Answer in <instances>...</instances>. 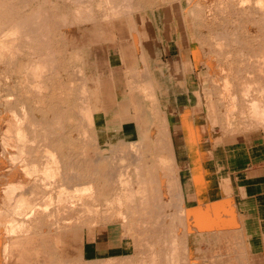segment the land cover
<instances>
[{"label": "bare ground", "instance_id": "bare-ground-1", "mask_svg": "<svg viewBox=\"0 0 264 264\" xmlns=\"http://www.w3.org/2000/svg\"><path fill=\"white\" fill-rule=\"evenodd\" d=\"M194 99L264 126V0H0V264H240L229 219L185 206Z\"/></svg>", "mask_w": 264, "mask_h": 264}, {"label": "crops", "instance_id": "crops-1", "mask_svg": "<svg viewBox=\"0 0 264 264\" xmlns=\"http://www.w3.org/2000/svg\"><path fill=\"white\" fill-rule=\"evenodd\" d=\"M128 128L127 125L126 134H130L131 130ZM123 129L125 131L124 126ZM187 134L189 133L184 129L174 134L172 129L171 143L173 147L181 148L177 153L181 156L177 165L183 172L184 195L188 191L192 192L196 205L200 200L206 202L204 181L199 176L202 172L206 187L213 188L215 195L222 200L213 202L221 204L222 211L224 209L229 212L231 210L226 209L227 203L232 204L242 232L239 241L243 249H240L243 251L240 264H264V133L249 130L214 137L207 132L195 133L193 136ZM180 162L190 165L189 170L194 176L191 184L186 182L187 173L180 169ZM232 225L234 227V221ZM111 240H98L97 247L107 252L108 242Z\"/></svg>", "mask_w": 264, "mask_h": 264}, {"label": "rangeland", "instance_id": "rangeland-1", "mask_svg": "<svg viewBox=\"0 0 264 264\" xmlns=\"http://www.w3.org/2000/svg\"><path fill=\"white\" fill-rule=\"evenodd\" d=\"M191 105L190 107L188 108V102L185 100V101H182V104L177 106L176 108V111L174 110V115L175 117L177 118L176 119V122L174 123V125L172 126V129H174V132L175 133H178L180 132L182 129L186 130L191 136H193L196 133H206L211 135L212 137L214 136H219V135H227V134H234V133H240V132H244V131H249V130H260L264 133V129L262 128V124L260 123L259 127L254 123L253 127L250 126V123L249 121L247 120L245 123L248 124V126H246V130L245 129V126L242 124V126L244 128H241L238 126V128L236 129H233V131L231 130H220V128L217 126L216 127H212L210 128L205 122H204V118H203V115H204V111L202 109V107H200L201 105L197 104V101L194 99L191 101ZM98 104V103H97ZM190 110V111H189ZM131 109H130V105H129V102L127 99H124V100H120L118 102V114L120 116V119L122 121V124L125 128V131L127 129V125L129 126L128 129H130V134L133 132V120H132V117H131ZM178 113V114H177ZM177 115V116H176ZM187 118L190 120H187ZM192 119V120H191ZM178 120V121H177ZM248 122V123H247ZM252 122H257V121H252ZM251 122V123H252ZM128 123V124H127ZM205 123V124H204ZM259 123V122H258ZM189 125V126H188ZM193 125V126H192ZM262 125V126H261ZM261 126V127H260ZM250 128L249 130H247L248 128ZM264 127V126H263ZM191 128V129H190ZM210 128V129H209ZM241 128V129H240ZM252 128V129H251ZM254 128V129H253ZM209 129V130H208ZM239 130H241L239 132ZM195 131V132H194ZM223 131V132H222ZM127 132V131H126ZM211 132L213 134H211ZM216 132V134H215ZM174 133V134H175ZM220 133V134H219ZM181 157V156H180ZM180 169L182 171H186L185 173H187V180L186 182L188 183H192L191 181L193 180L194 176H193V173H191V171L189 170L190 169V165L187 164V163H183V162H180ZM202 175L199 174V176H202V180L204 181L203 182V191L205 193V196H206V202L210 203L212 202L211 204V207L213 209H215V212L218 214V216L221 218L219 219L220 220V223L222 224L223 222H226V218H227V225L226 223H224L228 229H233V233L236 235V239H238V242L241 241V237H242V232L240 231L241 229L239 228V222H238V219L236 217V214L233 210V207H232V204L230 202L227 203V207L226 209H230L231 212L229 211H226L223 209L220 210L219 208L222 209V207L220 205H216L213 201L215 202H220L222 200H220L219 197H217L215 195V192H214V189L211 188L210 186L206 187V183H205V178H204V175L202 172H200ZM189 192V193H188ZM186 194H185V201L186 202V205H187V208H190V209H193L195 206H196V203L194 202V195L192 192L188 191ZM189 206V207H188ZM215 206V207H214ZM219 206V207H218ZM217 208L220 210H217ZM221 212V215L219 213ZM223 217V218H222ZM233 217V221H234V227H233V221H232V218ZM207 218V217H206ZM205 218V219H206ZM224 220V221H223ZM207 221V220H206ZM107 239H104V241H106ZM236 250V248H235Z\"/></svg>", "mask_w": 264, "mask_h": 264}]
</instances>
